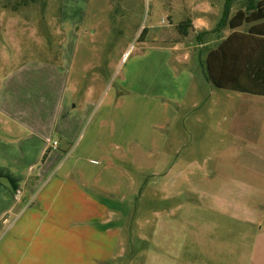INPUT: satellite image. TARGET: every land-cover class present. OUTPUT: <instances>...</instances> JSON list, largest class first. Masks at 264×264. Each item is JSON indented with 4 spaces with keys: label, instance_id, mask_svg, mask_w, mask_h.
<instances>
[{
    "label": "rangeland",
    "instance_id": "rangeland-1",
    "mask_svg": "<svg viewBox=\"0 0 264 264\" xmlns=\"http://www.w3.org/2000/svg\"><path fill=\"white\" fill-rule=\"evenodd\" d=\"M74 1L0 0V87L15 68L35 64L16 91L30 108L40 86L46 94L55 85L47 67L65 59L64 90L81 85L70 102L77 116L91 88L93 106L70 151L99 124L104 136L117 134L102 148L123 174L103 180L119 192L104 197L119 231L111 264H264V130L251 122L261 117L264 97L198 83L202 48L195 34L182 40L175 28L185 16L179 0ZM223 6L221 0L216 22ZM66 19L77 29L68 31ZM144 28L148 35L139 38ZM179 42L171 54L162 50ZM184 47L187 69L176 60ZM183 70L195 79L176 76ZM201 108L214 111L200 116ZM234 114L250 125L228 130L223 116ZM214 121L218 128H197ZM5 124L6 138L26 134Z\"/></svg>",
    "mask_w": 264,
    "mask_h": 264
},
{
    "label": "crops",
    "instance_id": "crops-1",
    "mask_svg": "<svg viewBox=\"0 0 264 264\" xmlns=\"http://www.w3.org/2000/svg\"><path fill=\"white\" fill-rule=\"evenodd\" d=\"M220 1L179 0L185 14L179 23L190 20L191 26L186 36L179 33V23L175 26L182 40H186L189 34H195L194 38L202 48L194 63L196 73L200 75L197 81L209 85V90L213 85L205 79L203 73L207 52L232 33L246 36L251 26L253 30L264 33V20L243 24L234 30L225 27L219 33H212L219 21L216 22V13L220 11ZM261 1L263 0H230L229 17L237 11L246 12V4ZM225 2L226 0L224 4ZM71 3H76V0ZM172 5L169 2L171 13ZM167 17L171 23L172 15ZM209 20H212V24ZM66 21L68 31L77 29L74 20ZM145 32L148 35L147 29ZM204 32L208 33L200 35L197 39V35ZM164 34L165 32L159 33L162 36ZM63 43L60 49L61 60L67 55V43ZM151 44L158 43L152 40ZM180 44L182 43L163 47L162 50L171 54L181 48ZM184 49L177 54L176 60L180 67L187 69L189 53L187 47ZM170 57L171 55H168L165 59L167 66L170 65ZM35 66L27 63L15 68L6 75L0 87V264H111L119 241V231L111 220L112 215L104 197L119 192L112 189L116 186L108 187L103 180L107 174L119 177L123 174L115 160L107 157L102 148L107 145L106 138L110 139L117 134L104 136L99 124L91 137H82L78 150L75 147L71 152L72 142L75 141L83 120L91 112L93 103L88 101L92 90L89 86L86 87V100L82 101L83 110L77 116L76 109L72 110L70 102L72 92L76 93L81 85L74 82L71 93L64 90L63 80L65 77L67 80L68 72L64 69L66 60L63 59L62 65L57 62L47 67L51 82L55 85H52L50 90L46 89L45 94L42 93L43 86L39 84L40 89H43L39 91L40 96L32 94L31 107L25 108L19 103L20 96L16 91L24 79V73L30 67L35 69ZM190 74L183 70L175 75L185 76L187 82L191 76V82L195 79V74ZM14 92L17 95L13 94ZM249 100L248 97L247 101ZM37 101L38 106L45 105L46 108L39 109ZM213 111L212 108H201L199 113L200 116H206L212 115ZM261 112V117L252 121L250 118L237 119L235 114L229 116L230 118L224 115L222 121L228 123L227 129L230 131H243L250 125V121L257 123L264 130V111ZM6 121L17 125L26 134L17 138H6L10 134ZM197 122L204 121L199 119ZM219 124L220 121H214L213 126L204 124L202 127L198 124L197 128L212 129ZM112 128L115 129V125ZM10 141H16L17 144H11ZM54 142L57 143L55 148ZM28 179H31V183L25 188Z\"/></svg>",
    "mask_w": 264,
    "mask_h": 264
},
{
    "label": "trees",
    "instance_id": "trees-1",
    "mask_svg": "<svg viewBox=\"0 0 264 264\" xmlns=\"http://www.w3.org/2000/svg\"><path fill=\"white\" fill-rule=\"evenodd\" d=\"M229 13L230 0H226L221 18L212 33H219L225 27L234 30L243 24L263 21L264 0L246 4V12L237 11L231 17ZM190 26V20H185L177 25V29L182 36H186ZM144 32L145 28L139 38ZM207 33H199L197 39ZM203 66L205 79L216 88L264 96V33L253 30L251 26L246 36L238 33L230 34L214 49L207 52ZM46 154L47 151L43 160Z\"/></svg>",
    "mask_w": 264,
    "mask_h": 264
},
{
    "label": "built area",
    "instance_id": "built-area-1",
    "mask_svg": "<svg viewBox=\"0 0 264 264\" xmlns=\"http://www.w3.org/2000/svg\"><path fill=\"white\" fill-rule=\"evenodd\" d=\"M56 144H57V143H56V142H54V144H53V147H54V148L56 147Z\"/></svg>",
    "mask_w": 264,
    "mask_h": 264
}]
</instances>
